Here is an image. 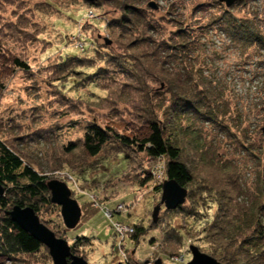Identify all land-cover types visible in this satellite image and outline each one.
Here are the masks:
<instances>
[{
    "label": "rangeland",
    "instance_id": "1",
    "mask_svg": "<svg viewBox=\"0 0 264 264\" xmlns=\"http://www.w3.org/2000/svg\"><path fill=\"white\" fill-rule=\"evenodd\" d=\"M98 1L99 7L82 0L73 4L68 0H0V43L28 66L27 71L11 68L0 75L5 87L0 93V137L33 170L68 186L81 209L76 226L65 229L56 205L42 206L38 218L69 246L82 239L83 246L75 255L88 264H186L191 261V245L211 256L207 244L192 230L200 224L194 221L198 215L185 220L161 205L157 222H152L161 200L153 178L142 190L136 185L110 189L118 178L124 185L126 180L141 179L147 168H152V174L157 169L156 174L162 172L155 167L164 169V160L152 164L144 153L133 151L127 166L121 157L114 161L116 152L110 147L94 158L80 149L68 153L65 147L82 138L93 123L123 133L127 123H137L135 106L146 103L144 109L149 111L154 105L155 115L162 121L171 98L167 80L186 70L189 76L183 80L188 78L192 87L201 82L196 91L202 90L203 97L211 95L212 106L203 104L201 111L214 119L188 113L183 122L186 132L178 136L195 179L192 187L197 190L206 183L215 190H227L231 179L235 190L226 192H231L236 205L248 206L257 198V186L264 182V0H242L228 8L216 0ZM126 6L139 8L157 23L160 36L154 38L158 41L167 39L172 31L189 30L190 40L197 41L194 51L174 60L158 53L161 61L157 63L142 41L148 34L142 35L140 29L135 32L134 24L125 25L124 30L107 27L123 16ZM231 18L251 27L260 45L245 50L232 42L223 27ZM73 56L84 69H79L80 77L67 79L57 65ZM133 57L139 59L130 69L136 79L128 78L126 67L120 65L122 71L114 83L101 79L96 84L83 82V73L95 74L106 63L111 72L120 58L129 59L131 66ZM183 64H188V70ZM207 197L210 199L209 194ZM194 201V197H186L183 206ZM118 204L127 206V212L116 213ZM216 209L215 202L208 201L199 209L200 218L205 212L211 218ZM106 210L113 216H106ZM115 223L130 228L137 225L141 229L138 241L129 236L135 228L124 238L115 234ZM178 232L184 236L181 242L175 240ZM2 264L52 261L47 250L41 249L35 256L18 255Z\"/></svg>",
    "mask_w": 264,
    "mask_h": 264
},
{
    "label": "trees",
    "instance_id": "2",
    "mask_svg": "<svg viewBox=\"0 0 264 264\" xmlns=\"http://www.w3.org/2000/svg\"><path fill=\"white\" fill-rule=\"evenodd\" d=\"M68 1L73 4L77 3L78 0ZM86 4L91 7H99L98 0ZM122 12L124 13L123 16L117 20L111 21L107 24V27H115L124 30L125 25L134 24L135 26L132 25V27L135 29V32H138L140 29L142 35L148 34L142 41L150 48L151 54L149 57H153L157 63L161 61V55L158 59V53L166 54L168 60H174L175 58L179 59V57H186L194 51V44L197 43V41L193 43V41L190 40L192 33L189 30L172 31L168 34L167 39L161 38L160 41H158L154 37L156 35L160 36L159 27L158 25L156 26L157 23L150 18L146 12L140 11L139 8L133 6H126ZM223 27L229 31L227 37H229L232 42L239 43L245 50L251 46L260 45L259 37L252 32V28L247 26V24L241 23L237 19L231 18V21L229 23L225 22ZM8 53L9 52L5 51L0 43V75H2L1 73H3V71L11 68L21 71L28 70V66L24 61ZM143 58L144 56H142V59ZM132 59L131 66L127 64L130 62L129 59H126L127 62H124L121 58L116 60L115 63L117 67H114L111 72L108 71L106 63L103 68L97 69L95 74L83 73L86 75L83 76V82H86V84H96V80L101 79L102 81L114 83L116 80L115 77L120 75L122 71L120 65L126 67L125 73H128V78L136 79L132 74L134 70L130 69L134 67V63L139 62V59L135 57ZM103 62L105 63V61ZM182 66L188 70V64H183ZM89 67H92V65ZM79 69H84V66L75 56L67 58L57 65V70L62 72V75L67 79L75 76L80 77L82 73L79 72ZM177 73L182 75H178L177 77V75L173 73L170 75L171 78L167 80V91H169L168 94H170L171 98L162 113V121L155 115V106L153 104V107L150 104V112L144 109L147 103L144 104L143 107L135 106L137 123H127V125L123 127V133L119 134L112 128H102L96 123H93L86 128L82 138L66 146L65 150L68 153H72L80 149L86 157L94 158L100 155L103 149L110 147L112 151L116 152L114 161L121 157L126 161L127 166L130 163V153L133 151L137 154L144 153L147 160L152 164L164 160L165 168L163 172V181L166 179L175 181L178 185L186 189L187 200L188 197L195 198V201L192 205L190 204V206L180 205L174 210H167L164 207L165 211L180 214L185 220L188 217L194 218L193 215H198L199 219H194V221L200 224H196L197 227L195 229L192 228V230L194 233L198 232L199 237L197 239L204 240L205 244H207L208 253L219 263L264 264V202H259V198L264 197V182H261L262 184L257 186V198L250 200L248 206H243L242 204L236 205V203L232 201L231 192H226L235 190L233 186L231 187V179L227 182V190H215L206 183L200 185L203 188L197 190L192 187L195 184V179L188 166L183 149L179 145L178 136L186 132V130L183 129V122L187 120L188 113L190 115H199V117L203 116L205 119L214 120L211 117V113L209 115V113L201 111V108L204 107L203 104L206 105L207 108L212 106L208 101L211 95L203 97L201 94L202 90L196 91L201 82H196L192 87L191 82H188V78L183 80V77L189 76L188 71L184 70L183 72ZM4 89L5 87L2 82L0 83V93L3 92ZM208 94H210V92H208ZM161 108L162 106L158 107V109ZM239 145L243 149L246 148L244 143H240ZM258 149H260L258 151H261L262 146H259ZM151 170L152 168L144 170L141 174L142 178L139 180L136 178L126 180L125 185L121 183L120 178H118L119 181L113 183L110 189L118 185H136L142 190L143 187L147 186V184L153 180ZM124 173L125 172H123L121 176H123ZM51 180L53 179L48 180L46 176L33 170V168L25 162L23 156L20 155L7 140L0 137V184L4 188V194L0 196V264L6 260L14 259L18 255L35 256L41 249L47 250L28 233L24 232L13 223L5 212L15 205L20 207L28 206L39 216L38 214L42 206L48 204L54 205L51 202L50 191L47 187L48 182ZM190 186L192 188H190ZM154 189L159 191L161 196L162 183H157ZM208 194L210 195V199L207 197ZM208 201L215 202L217 208L216 212L211 218L208 212H205V216L200 218L202 213L199 209L204 205H208ZM161 205L160 203L159 206ZM157 216L158 213L155 217L156 219H154L152 215L153 223L157 222ZM134 228L136 230L135 233L133 232V234L129 236L137 242L141 229L138 228L137 225L133 226V231ZM51 231L57 238L63 239L53 230ZM186 232L188 233L187 230ZM177 237L178 238L175 239L177 240L176 242H181L184 238L179 232ZM186 238H188V235ZM81 240L82 239L77 238L70 246L71 254L75 255V251L83 246ZM167 240H169L168 237ZM117 264L126 263L119 262Z\"/></svg>",
    "mask_w": 264,
    "mask_h": 264
},
{
    "label": "water",
    "instance_id": "3",
    "mask_svg": "<svg viewBox=\"0 0 264 264\" xmlns=\"http://www.w3.org/2000/svg\"><path fill=\"white\" fill-rule=\"evenodd\" d=\"M85 3H93L96 0H82ZM231 7L234 3L242 0H216ZM149 6L155 8L154 4ZM47 187L50 191L51 202L60 208V216L66 229H72L76 226L81 217V209L77 201L71 197V191L68 186L59 180H51ZM4 188L0 184V196H3ZM187 191L173 180H164L162 183L160 203L167 210H174L178 206L183 205L186 201ZM160 209L157 206L153 211V218ZM5 214L15 223L21 230L28 233L39 244L43 245L51 258L52 264H88L81 256L71 254L70 246L64 239L57 238L55 234L42 224L31 207L13 206ZM191 253V261L186 264H221L211 256L202 253L197 247H189ZM155 264H159L156 262Z\"/></svg>",
    "mask_w": 264,
    "mask_h": 264
},
{
    "label": "built area",
    "instance_id": "4",
    "mask_svg": "<svg viewBox=\"0 0 264 264\" xmlns=\"http://www.w3.org/2000/svg\"><path fill=\"white\" fill-rule=\"evenodd\" d=\"M157 163H159V162H157ZM159 167L162 169V172L159 171V173L156 174V171L160 170V169H157V170H154L155 172L152 175H153V179L157 183H159V182L163 183V172H164V169L161 166H158V165L155 168H159ZM115 210H116L117 213H125L127 211L126 206H124L122 204L117 205ZM105 215L108 216V217H112V213L109 210L105 211ZM113 227H114V230L116 232L115 234L120 235L122 238H124L123 236H125L126 234L133 232V228H130L129 226H125V225L120 224V223L113 224Z\"/></svg>",
    "mask_w": 264,
    "mask_h": 264
}]
</instances>
